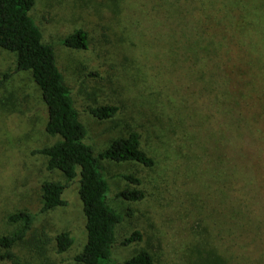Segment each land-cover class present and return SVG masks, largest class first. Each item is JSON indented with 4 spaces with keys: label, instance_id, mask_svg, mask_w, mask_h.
I'll list each match as a JSON object with an SVG mask.
<instances>
[{
    "label": "rangeland",
    "instance_id": "obj_1",
    "mask_svg": "<svg viewBox=\"0 0 264 264\" xmlns=\"http://www.w3.org/2000/svg\"><path fill=\"white\" fill-rule=\"evenodd\" d=\"M260 2L35 0L30 16L54 49L85 143L97 156L134 132L153 161L145 167L100 160L107 204L123 216L115 228L114 264L140 250L155 264H201L203 250L230 264H264ZM79 29L88 35L87 48L64 47L61 41ZM189 44L207 46L208 58L196 64ZM15 69V54L0 49V78L12 73L0 87V237L21 228L8 221L10 215L35 218L11 257L0 247V264H79L75 257L86 232L78 176L62 195L66 205L41 213L42 183L66 179L34 153L52 142L45 133L46 107L30 73ZM99 106L118 111L97 120L88 109ZM125 189L140 190L144 198L126 201L119 196ZM135 230L142 240L122 246ZM61 232L73 239L64 253L56 246Z\"/></svg>",
    "mask_w": 264,
    "mask_h": 264
},
{
    "label": "trees",
    "instance_id": "obj_2",
    "mask_svg": "<svg viewBox=\"0 0 264 264\" xmlns=\"http://www.w3.org/2000/svg\"><path fill=\"white\" fill-rule=\"evenodd\" d=\"M34 2L35 0H0V49L15 54V72L30 73L46 107L45 133L52 142L34 153L46 158L48 171H59L66 179L64 184L54 181L42 183L41 213L65 206L62 195L68 182L78 176V196L85 217L86 242L75 261L79 264H114L111 255L115 244V228L122 222L123 216L107 204L109 185L100 160L135 162L145 167H151L153 161L141 150L139 136L134 132L113 140L97 156L94 155L93 148L85 143L86 130L78 119L70 91L57 67L54 49L52 45L43 42L42 33L30 16ZM248 7L251 11V7ZM258 10L264 11V0L260 2ZM61 44L72 50L86 49L88 35L79 29L65 37ZM207 48L203 44H189L186 50L197 64L205 57L208 58ZM11 76L12 73L4 74L0 78V87ZM117 111L115 106L88 109V113L97 120L110 119ZM122 178L130 184H140V180L131 175H123ZM119 196L126 201L137 202L144 198V193L125 189ZM34 218V215L27 212H18L8 217L9 222H21L22 225L14 233L0 237V247L6 250V258L11 257L10 249L23 239ZM141 240V233L135 230L121 245L125 247ZM72 243L69 232H61L56 236L58 253L66 252ZM203 254L205 256L200 255L201 264H230L227 259L212 251L203 250ZM125 264L155 263L149 252L140 250L126 260Z\"/></svg>",
    "mask_w": 264,
    "mask_h": 264
}]
</instances>
